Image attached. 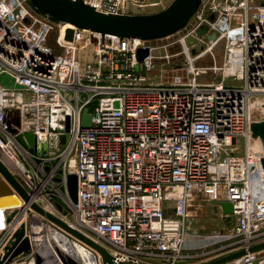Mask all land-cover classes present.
Returning a JSON list of instances; mask_svg holds the SVG:
<instances>
[{
	"label": "built area",
	"instance_id": "obj_1",
	"mask_svg": "<svg viewBox=\"0 0 264 264\" xmlns=\"http://www.w3.org/2000/svg\"><path fill=\"white\" fill-rule=\"evenodd\" d=\"M84 1L103 13L130 14L125 0ZM132 2L147 6L132 0L129 8ZM203 25L208 30L199 35ZM66 26L30 0H0V146L21 161L23 174L15 175L31 196L26 206L36 203L62 219L58 197L72 210L69 225L105 249L112 264H194V252L224 240V233L190 231L195 196L219 208L231 203L233 234L264 241L262 151L249 130L250 98L264 97V0H203L182 30L152 41ZM52 33L60 54L49 43ZM174 47L181 50L171 53ZM140 49L148 50L142 60ZM157 60L185 74L156 81ZM85 110L89 127L82 125ZM27 132L35 137L33 152L17 140ZM50 140L55 148L39 155ZM240 147L241 154L222 156ZM51 161L56 165L46 166ZM71 173L78 179L76 204L67 190ZM65 234L103 264L92 247ZM35 249L31 243L36 263ZM66 256L90 264L84 255ZM235 264H264V250Z\"/></svg>",
	"mask_w": 264,
	"mask_h": 264
},
{
	"label": "water",
	"instance_id": "obj_2",
	"mask_svg": "<svg viewBox=\"0 0 264 264\" xmlns=\"http://www.w3.org/2000/svg\"><path fill=\"white\" fill-rule=\"evenodd\" d=\"M203 0H172L166 7L158 12L149 14H112L103 13L96 10L84 0H30L31 5L40 13L52 19L69 24L70 26L99 33L102 36L112 35L119 38H136L144 41L159 40L171 36L182 30L198 11ZM213 19V16L210 18ZM208 26L203 25L198 34L207 32ZM73 29L66 30L65 39H73ZM214 36H210L213 39ZM195 42L194 38L188 39V44ZM194 53V51H192ZM148 53L147 49L138 51L139 60H142ZM11 112L18 113L17 110L8 111L6 117ZM83 127L90 126L91 116L87 110L83 112ZM18 120H16V125ZM7 126L13 131L9 120ZM69 129L68 118L66 120V131ZM250 136L258 141L262 151L260 159L261 168L264 173V120H254L250 123ZM64 136L61 142L64 143ZM17 140L30 151H34L35 137L27 132L17 136ZM67 190L72 204L77 203L78 179L77 175L71 173L67 176ZM30 194L25 189L19 176L13 174L0 158V264H11L20 256L26 255L31 251V242L26 235V227L21 223L17 231L12 232V227L19 221L24 212V204H29ZM23 202V203H22ZM30 208L51 223L66 231L71 236L84 242L97 251L103 264H112V256L100 245L84 236L76 229L68 225L65 221L45 211L36 203H31ZM55 206L62 214H66L61 204L55 202ZM227 220H231L233 208L231 203L223 202L220 208ZM12 241H7L10 236ZM30 233V231L28 232ZM6 244L4 245V241ZM264 249V241L241 249L224 257L218 258L207 264H224L237 260L242 256ZM36 264H41L40 257L36 255Z\"/></svg>",
	"mask_w": 264,
	"mask_h": 264
},
{
	"label": "rangeland",
	"instance_id": "obj_3",
	"mask_svg": "<svg viewBox=\"0 0 264 264\" xmlns=\"http://www.w3.org/2000/svg\"><path fill=\"white\" fill-rule=\"evenodd\" d=\"M132 0H125L127 11L130 12V14H134L133 11L135 10L136 5L130 4L131 9L129 8V2L131 3ZM147 4V6H143L140 8L143 12L146 13H136V14H149L158 12L161 9L164 8V5L161 1L156 0L155 2L144 0ZM151 3H156V5H150ZM138 4V3H137ZM134 9V10H133ZM139 9V8H138ZM135 12V11H134ZM149 12V13H147ZM50 45L53 47L54 52L56 54H60L61 51L56 45L55 41V34L52 33L50 38ZM180 47H174L170 48V52L174 53L177 51H180ZM217 54V51H216ZM182 57V56H180ZM157 67L152 72V75L156 77V81H164L169 82L172 77L175 74L184 75V71H180L178 73H172L171 71H168L165 66H162V61L157 60ZM167 70V71H166ZM200 80V79H199ZM264 97L260 95H253L250 98V106L251 111L250 115L253 120H264ZM51 142V140H50ZM45 143V145L39 150V155H45L47 156L49 153V145H52L53 148V142L51 143ZM239 145H242V141H238ZM61 149V148H60ZM43 152V153H42ZM242 150L241 147L238 150H232V148H227L225 152H222V156L226 154H241ZM73 159V158H72ZM25 168L35 177V171L34 169H31L33 167H30L27 162H23ZM56 165V161H51L50 164L46 166H54ZM42 179V178H41ZM21 180V179H20ZM55 200L61 202V200L56 197ZM61 204V203H60ZM63 204V203H62ZM61 204V205H62ZM63 207V205H62ZM216 204L213 202H210L206 200L205 198L201 196H195L191 203L189 208V220H190V231L193 233H198L200 236H213V235H220L221 233L226 234V238L224 240L216 241L215 244L209 245L208 247H203L202 249H199L198 251L194 252L196 255L194 258H191L190 260L194 264H203L200 263V261H204V264H207L209 262H212L218 258L224 257L226 255H229L231 253H234L236 251H239L241 249L246 248V245L252 246L253 244H256L259 240L263 241L261 238L263 236H260L259 238H250V239H244L240 236H235L233 234L232 228L235 224V219L232 218L230 221L227 220L224 215L220 212V210H216ZM63 210L66 211L65 216L67 219L73 220V213L71 208L69 206L67 207L64 205ZM215 210V211H214ZM264 231V230H263ZM262 232V231H261ZM260 241V242H261ZM6 244V240L4 241V245ZM264 250V249H263ZM31 253L29 252L26 255L20 256L18 259L13 261L14 264H31ZM237 260H232L229 262H226L224 264H235ZM11 263V264H12ZM36 264V263H34Z\"/></svg>",
	"mask_w": 264,
	"mask_h": 264
},
{
	"label": "bare ground",
	"instance_id": "obj_4",
	"mask_svg": "<svg viewBox=\"0 0 264 264\" xmlns=\"http://www.w3.org/2000/svg\"><path fill=\"white\" fill-rule=\"evenodd\" d=\"M0 158L13 174H23L21 161L15 155L13 149H6L0 146ZM72 164L73 161L71 160V165ZM24 178L27 180V182L31 181L28 175H26ZM39 195H41L40 189H37L35 192V199ZM35 199L32 200L35 201ZM42 199L44 200L43 197ZM24 209L25 211L23 213V216H21L19 221L14 225V227H12V232L17 231L21 223L25 225L26 235H28L30 242L32 243V247H36L35 254L40 257L41 264H76L75 261L73 262L72 260H69L68 256H66V252H69V255H71L73 258L76 257V255H84L87 257V260L90 264L96 263L95 258L91 252H87L77 244H70L68 242V237L65 234V231L63 233L58 232L49 224L43 223L41 218H39L38 215L34 214L29 206L25 205ZM62 215L63 221H65L69 225V219H66L67 217L65 216V214ZM29 231L30 233H28ZM8 241H12L11 233ZM2 253L3 250L0 252V254ZM30 263L34 264L35 262L31 260Z\"/></svg>",
	"mask_w": 264,
	"mask_h": 264
},
{
	"label": "crops",
	"instance_id": "obj_5",
	"mask_svg": "<svg viewBox=\"0 0 264 264\" xmlns=\"http://www.w3.org/2000/svg\"><path fill=\"white\" fill-rule=\"evenodd\" d=\"M149 1H152V2H155L156 0H149ZM159 1H161L162 2V4L164 5V7H166L172 0H159ZM130 9H131V7H130ZM134 10V9H133ZM135 11V12H134ZM133 11V13L134 14H136V13H146V12H143L141 9H137V8H135V10ZM147 13H149V12H147ZM220 210V209H219ZM215 211V210H214ZM220 212H221V210H220ZM222 213V212H221Z\"/></svg>",
	"mask_w": 264,
	"mask_h": 264
}]
</instances>
